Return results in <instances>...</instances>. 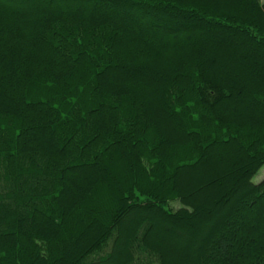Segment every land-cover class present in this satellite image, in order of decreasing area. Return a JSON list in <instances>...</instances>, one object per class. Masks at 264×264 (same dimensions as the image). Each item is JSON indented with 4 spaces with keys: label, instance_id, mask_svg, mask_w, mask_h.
I'll list each match as a JSON object with an SVG mask.
<instances>
[{
    "label": "trees",
    "instance_id": "1",
    "mask_svg": "<svg viewBox=\"0 0 264 264\" xmlns=\"http://www.w3.org/2000/svg\"><path fill=\"white\" fill-rule=\"evenodd\" d=\"M262 63L264 0H0V264H264Z\"/></svg>",
    "mask_w": 264,
    "mask_h": 264
},
{
    "label": "rangeland",
    "instance_id": "2",
    "mask_svg": "<svg viewBox=\"0 0 264 264\" xmlns=\"http://www.w3.org/2000/svg\"><path fill=\"white\" fill-rule=\"evenodd\" d=\"M264 64V63H262ZM227 66V69L228 67H233V66H236V63L235 61H230V59H228L227 61V64H225V61L223 62V67ZM263 119H264V116H262ZM260 119H262L260 117ZM234 157H228V155L226 156H223L221 158H216L214 159L212 162H214V166H210L211 164H208L209 166V171L206 170V176H204L203 180H205V186L203 189H200L198 190L197 186L199 185L198 182H201L199 178H195L194 182L190 181L189 182V185L191 187V192L192 193H197L198 191L199 192H205V193H210V191L212 190V187H214V179L217 175H226V172H225V169L224 167H227L231 162L234 161ZM206 165V164H205ZM218 171V172H216ZM264 179V163L258 168V170L255 172V174L253 175L252 177V182L255 183V184H258L261 182V180ZM198 214L199 216H204V211L201 209L200 207V203L201 202H198ZM169 207L173 208V209H178L179 207H181L180 203L178 201H172L170 202L169 204ZM264 212V211H263ZM208 214V212H207ZM164 235V234H163ZM171 235V234H170ZM169 237V236H168ZM167 236H165V238H168ZM167 240H173V247L171 246V249L173 250V252H175L177 255H181L182 253L179 251L180 249V246H179V243L175 242L174 238L172 237H169V239ZM191 252V250H189ZM184 258L187 259L188 256L187 255H184ZM148 257H146L145 255H141L138 262L136 264H155V262L153 260H150ZM170 261V262H169ZM168 261V264H178L177 263H174V262H171V260ZM174 261V260H172ZM179 264H180V261H179Z\"/></svg>",
    "mask_w": 264,
    "mask_h": 264
}]
</instances>
